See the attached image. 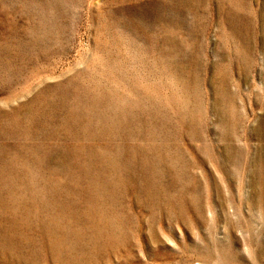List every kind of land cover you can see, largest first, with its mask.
Masks as SVG:
<instances>
[{"label":"rangeland","instance_id":"374dc122","mask_svg":"<svg viewBox=\"0 0 264 264\" xmlns=\"http://www.w3.org/2000/svg\"><path fill=\"white\" fill-rule=\"evenodd\" d=\"M0 264H264V0H0Z\"/></svg>","mask_w":264,"mask_h":264}]
</instances>
